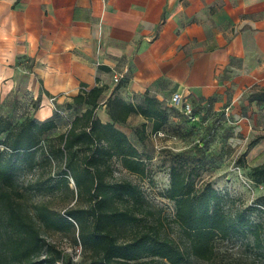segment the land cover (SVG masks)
<instances>
[{"label":"crops","instance_id":"obj_1","mask_svg":"<svg viewBox=\"0 0 264 264\" xmlns=\"http://www.w3.org/2000/svg\"><path fill=\"white\" fill-rule=\"evenodd\" d=\"M96 87L103 124L115 96L171 105L178 93L203 125L238 117L264 87V0H0V96L16 112L68 130L88 109L73 99Z\"/></svg>","mask_w":264,"mask_h":264},{"label":"trees","instance_id":"obj_2","mask_svg":"<svg viewBox=\"0 0 264 264\" xmlns=\"http://www.w3.org/2000/svg\"><path fill=\"white\" fill-rule=\"evenodd\" d=\"M104 92V87L82 90L73 101L75 105L88 106V109L77 115L68 131L60 136L59 150L65 151L69 170L64 173L66 182L68 177L74 181L78 198L87 196L91 202L90 209H71L66 217H56L43 207L33 217L23 212L10 193L1 191L0 202L6 209L9 229L0 247L1 260L11 264H76L57 246L45 243L37 226L38 219L55 231L69 230L78 225L81 231L79 240L96 255L88 264H185L191 256L211 261L215 257L214 241L217 238L229 240L252 223L243 215L229 216L221 207L222 197L216 190L208 187L197 191L190 174L186 175L180 168L173 169L171 188L165 196L175 203V223L188 242L186 250L173 240L162 238L156 226L128 242L119 241L117 226L137 223L141 219L132 210L117 208L116 202L134 200L139 211L143 195L131 182L111 184L108 181L113 174L110 163L117 159L123 169L142 178L147 172L143 155L126 130H131L138 142L144 144L149 137V125L151 133L159 134L169 124L171 112L194 129L200 130L203 124L189 122L178 108L166 107L148 96L139 104L129 103L119 96L109 98L106 106L112 122L103 124L97 112ZM249 101L264 105V87L252 92ZM134 115L142 116L149 124L145 122L140 127H132L128 120ZM57 129L55 119L44 122L27 119L19 126L1 119L0 147L4 150L0 152V185L7 188L15 185L16 166L5 160L8 151L33 156L41 145V138ZM256 171L264 172V164ZM260 207L264 210V206ZM88 217L93 220L91 229L87 228ZM250 229L258 238V229ZM258 245L261 247L260 241Z\"/></svg>","mask_w":264,"mask_h":264},{"label":"rangeland","instance_id":"obj_3","mask_svg":"<svg viewBox=\"0 0 264 264\" xmlns=\"http://www.w3.org/2000/svg\"><path fill=\"white\" fill-rule=\"evenodd\" d=\"M4 95L2 92L0 96V120H9L14 126L27 119L37 121L34 115L26 117L24 110L16 112L12 101ZM237 113L238 117L225 110L211 112L199 130L171 112L169 124L159 134L151 133L149 125V137L144 144L138 142L131 130H126L140 149L147 172L142 178L123 169L117 159L110 163L113 174L108 181L111 184L131 182L143 195L139 211L134 200L116 202L117 208L132 210L141 219L137 223L117 226L121 243L156 226L162 238L173 240L186 250L188 242L175 223V203L165 196L171 188L173 169L180 168L186 175L190 174L197 191L208 187L216 190L222 197L223 210L232 218L245 216L251 221L252 230L258 229L259 233L257 238L248 227L229 240L217 238L214 241L215 257L211 261L191 256L185 264H264V210L260 207L264 206V172L256 171L264 164V105L244 103L237 107ZM136 123H131V126H141ZM67 131L63 123L41 138V145L33 156L11 151L5 155V160L16 166V178L13 188L0 185V193H10L23 212L30 216L36 217L43 207L56 217H66L71 209H90L89 198L85 195L78 198L74 181L70 177L68 182L65 179L64 173L69 172L67 159L65 151L59 149L60 136ZM3 150L0 147V152ZM5 212V206L0 202V247L9 232ZM37 226L47 245L57 246L76 264H88L96 258L92 250L85 248L79 240L81 231L78 225L69 230L55 231L37 219ZM92 226L93 220L88 217L87 228ZM9 263L0 258V264Z\"/></svg>","mask_w":264,"mask_h":264},{"label":"built area","instance_id":"obj_4","mask_svg":"<svg viewBox=\"0 0 264 264\" xmlns=\"http://www.w3.org/2000/svg\"><path fill=\"white\" fill-rule=\"evenodd\" d=\"M116 82L119 81V78H116L115 79ZM56 100L57 98L54 97V98H51L50 99V102L51 104L53 105V107L55 108V110L59 113V114H62L61 111H59L56 107ZM171 105L178 108L181 113L188 119L189 122L191 123H198L199 122V119H198V116L197 114L195 113V109L194 107L192 106L191 103H187L184 101V98L181 94H174L171 98ZM230 109L228 108L226 111H229Z\"/></svg>","mask_w":264,"mask_h":264}]
</instances>
